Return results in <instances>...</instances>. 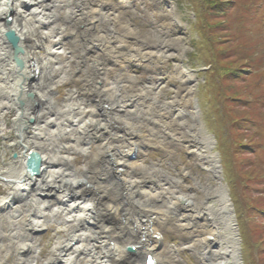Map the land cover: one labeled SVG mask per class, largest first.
Wrapping results in <instances>:
<instances>
[{
	"label": "bare ground",
	"instance_id": "1",
	"mask_svg": "<svg viewBox=\"0 0 264 264\" xmlns=\"http://www.w3.org/2000/svg\"><path fill=\"white\" fill-rule=\"evenodd\" d=\"M76 1L77 6L69 0H0V112L13 111L18 128L7 144L15 155L0 167L6 185L0 215L7 219L0 230V264H35L40 248L33 234L51 222L63 232L41 264H147L149 255L155 264H182L174 249L162 246L167 229L183 237L201 264H244L235 206L213 152L214 138L196 108L195 76L179 68L182 84L172 100L127 94L137 88L135 81L119 77L132 62L159 64L173 55L178 40L165 33L176 18L150 9L160 17L159 32L141 37L117 16L126 0ZM106 8L110 12L101 13ZM106 20L116 27L104 36L98 31ZM68 27L69 39L62 35ZM64 37L72 41L70 49L80 47L78 55ZM15 48L17 58L11 57ZM78 73L86 76V93L80 97L71 89L59 103L52 95L54 81ZM114 77L118 81L111 82ZM139 118L143 125L136 124ZM146 145L167 152L182 145L215 183L197 179L184 190L180 179L138 166L129 155ZM31 153L37 158L32 170ZM74 153L91 154L86 168L74 166ZM123 243L135 250L124 251ZM9 253L14 261L6 263Z\"/></svg>",
	"mask_w": 264,
	"mask_h": 264
},
{
	"label": "rangeland",
	"instance_id": "2",
	"mask_svg": "<svg viewBox=\"0 0 264 264\" xmlns=\"http://www.w3.org/2000/svg\"><path fill=\"white\" fill-rule=\"evenodd\" d=\"M76 2L69 0L70 6H75ZM107 9L101 13H109ZM150 9L155 15L165 13L169 19L172 18L170 14L176 18L177 23H170L165 33L166 38L178 40L171 47L173 55L159 64L146 59L132 62L126 66L125 76L119 77L131 76L135 81L137 88L130 87L131 92L127 94L138 98L142 93L156 94L163 100H172L177 96V86L182 84L179 68H186L195 76L193 95L196 108L205 131L214 138L213 152L218 154L222 179L235 206L242 260L244 264H264V0H167V3L158 4L126 0L122 6L118 4L116 12L120 22L123 19L143 37L159 32L157 19L160 17L151 14ZM113 18L108 19L116 21ZM110 21L106 20L98 32L103 30L105 36L113 31L116 26L110 27ZM66 30L62 35L65 32L69 39L72 30L69 27ZM130 34L121 33L125 37ZM62 40L70 45V49L72 41L65 37ZM73 48L70 50H75L78 55L80 47ZM39 53L44 55V49L40 48ZM11 57H17L15 51ZM91 64L87 69H91ZM80 73L61 82L56 79L52 85L55 86L54 99L65 102L71 89L80 91V97L83 96L86 92L81 89H85L86 76ZM110 81H118V77L110 78ZM19 101L20 98L15 102L18 104ZM4 111L0 112V167L15 155L7 144L15 140L14 130H18L12 124L16 116L14 112ZM185 119H189L188 114ZM136 124L143 125L142 120L137 119ZM176 146L167 152L158 146L146 145L129 156L140 167L180 179L184 190L194 185L197 179L215 183L209 171L196 162L193 153L182 145ZM90 155L74 153V166L86 168ZM181 171L188 174L183 176ZM5 193L6 185L0 179V197ZM6 220L4 214L0 215V230L7 226ZM62 232L61 224L51 222L33 234V241L40 248L35 264L42 263L55 237ZM162 242V246L178 253L182 264H201L176 231L163 230ZM122 248L128 253L135 250L128 243H123ZM4 261H14V255L9 253Z\"/></svg>",
	"mask_w": 264,
	"mask_h": 264
},
{
	"label": "water",
	"instance_id": "3",
	"mask_svg": "<svg viewBox=\"0 0 264 264\" xmlns=\"http://www.w3.org/2000/svg\"><path fill=\"white\" fill-rule=\"evenodd\" d=\"M10 37H11V35H10ZM12 39V38H11ZM14 45V44H13ZM15 52H16V54L18 55L19 54V52H18V50L15 48V50H14ZM17 58V57H16ZM36 160H37V158H36V154L35 153H31V155H30V162H29V169L30 170H32L33 168H34V166H35V164H36Z\"/></svg>",
	"mask_w": 264,
	"mask_h": 264
},
{
	"label": "trees",
	"instance_id": "4",
	"mask_svg": "<svg viewBox=\"0 0 264 264\" xmlns=\"http://www.w3.org/2000/svg\"><path fill=\"white\" fill-rule=\"evenodd\" d=\"M213 6H214V8L216 7L215 4H214ZM206 11L209 12L208 10H206ZM212 39L214 40V37H213ZM214 44H215V43H214ZM255 93H256V92H255ZM224 101H225L226 103H230V101H228V100H226V99H225ZM232 103H233V102H232ZM234 104H235V103H234Z\"/></svg>",
	"mask_w": 264,
	"mask_h": 264
}]
</instances>
